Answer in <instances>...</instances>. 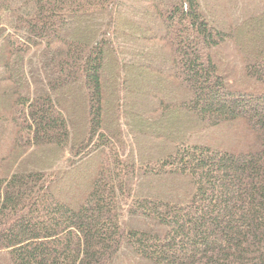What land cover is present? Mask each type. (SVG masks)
<instances>
[{
	"label": "trees",
	"instance_id": "trees-1",
	"mask_svg": "<svg viewBox=\"0 0 264 264\" xmlns=\"http://www.w3.org/2000/svg\"><path fill=\"white\" fill-rule=\"evenodd\" d=\"M0 264H264V0H0Z\"/></svg>",
	"mask_w": 264,
	"mask_h": 264
},
{
	"label": "rangeland",
	"instance_id": "rangeland-1",
	"mask_svg": "<svg viewBox=\"0 0 264 264\" xmlns=\"http://www.w3.org/2000/svg\"><path fill=\"white\" fill-rule=\"evenodd\" d=\"M89 164H91L90 161L89 162H84L78 167L79 173L75 177H73V180L71 181V184H69V186L73 187V186L76 185V183H78V179H76V177L78 175H84V174L88 173V170H89L88 168L90 166ZM66 187H68V184H67ZM65 189H67V188H65Z\"/></svg>",
	"mask_w": 264,
	"mask_h": 264
}]
</instances>
